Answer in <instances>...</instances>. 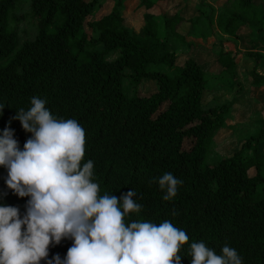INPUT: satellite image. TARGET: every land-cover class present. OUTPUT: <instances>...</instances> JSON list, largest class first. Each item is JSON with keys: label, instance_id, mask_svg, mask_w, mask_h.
<instances>
[{"label": "trees", "instance_id": "16d2710c", "mask_svg": "<svg viewBox=\"0 0 264 264\" xmlns=\"http://www.w3.org/2000/svg\"><path fill=\"white\" fill-rule=\"evenodd\" d=\"M15 1L0 0V131L9 127L22 148L30 134L13 116L30 107L32 96L45 99L57 118H73L83 127L82 163L93 161L99 194L119 198L135 190L133 199L142 207L125 216L126 223L168 220L187 233L180 264H189L188 246L199 241L216 254L228 244L242 264H264V152L249 140L231 156L202 164L229 105H202L208 63L193 57L191 43L219 32L235 40L251 35L264 46V0H213L216 7L190 18L174 6L153 12L156 3L174 0H139L141 33L126 23L124 0H116L110 12L87 24L91 36L84 26L99 0H31L36 34L21 44L7 27ZM180 47L188 52L177 62ZM214 53L215 70L231 73L235 53ZM248 56L257 62L264 58L261 52ZM144 80L155 82L156 89L129 96L128 90ZM252 81L264 85L255 71ZM165 172L183 181L169 201L155 182ZM5 177L0 167V204L15 206L22 215L27 197L8 190ZM71 243L62 239L50 245L47 258L63 259Z\"/></svg>", "mask_w": 264, "mask_h": 264}, {"label": "clouds", "instance_id": "9594fccd", "mask_svg": "<svg viewBox=\"0 0 264 264\" xmlns=\"http://www.w3.org/2000/svg\"><path fill=\"white\" fill-rule=\"evenodd\" d=\"M43 98L32 96L30 107L15 112L30 136L23 147L5 126L0 131V167L4 184L18 198L27 197L24 213L0 204V264H180L187 233L164 220H130L141 204L128 189L119 198L99 194L93 161L82 163L84 129L73 118H57ZM3 107H0L2 109ZM162 199L176 196L183 183L172 172L155 178ZM70 239L63 259H48L49 246ZM189 264H242L236 249L224 244L219 254L203 241L188 246Z\"/></svg>", "mask_w": 264, "mask_h": 264}, {"label": "rangeland", "instance_id": "374dc122", "mask_svg": "<svg viewBox=\"0 0 264 264\" xmlns=\"http://www.w3.org/2000/svg\"><path fill=\"white\" fill-rule=\"evenodd\" d=\"M139 0H124L123 17L126 23L136 32L141 33L143 26V9L138 8ZM116 0H99L91 16L86 19L84 30L91 36L88 23L98 20L111 11ZM31 0H16L9 9L7 27L15 31L18 43L31 40L36 34V22L30 9ZM174 6L175 12L185 18L198 16L207 12L210 7H216L213 0H174L158 2L153 12L158 14ZM161 27L160 19L158 21ZM193 57H198L204 64L208 63L205 79L206 84L202 92V105H229L223 119L215 128V137L205 148L202 164H214L221 159L231 156L242 145L251 140L258 145L260 152H264V85L258 87L253 84L252 71L264 77V58L257 62L248 53L261 52L264 56V46L255 37L242 35L240 39L227 38L219 32L213 38L207 34L206 38L191 39ZM262 47V48H261ZM222 49L235 53V67L231 73L215 70V51ZM188 49L180 47L176 52V61L186 54ZM118 53L107 56L113 60ZM166 66L160 69L165 70ZM127 81H124V86ZM156 83L144 80L136 87L128 90V95H147L156 89Z\"/></svg>", "mask_w": 264, "mask_h": 264}, {"label": "crops", "instance_id": "0c3cea01", "mask_svg": "<svg viewBox=\"0 0 264 264\" xmlns=\"http://www.w3.org/2000/svg\"><path fill=\"white\" fill-rule=\"evenodd\" d=\"M144 13V12H143ZM143 16V15H142ZM253 37V36H252Z\"/></svg>", "mask_w": 264, "mask_h": 264}]
</instances>
